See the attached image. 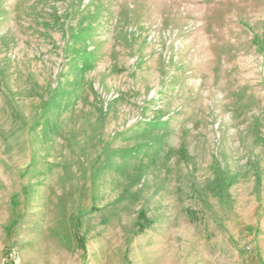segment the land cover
Listing matches in <instances>:
<instances>
[{
  "label": "rangeland",
  "instance_id": "rangeland-1",
  "mask_svg": "<svg viewBox=\"0 0 264 264\" xmlns=\"http://www.w3.org/2000/svg\"><path fill=\"white\" fill-rule=\"evenodd\" d=\"M0 264H264V0H0Z\"/></svg>",
  "mask_w": 264,
  "mask_h": 264
}]
</instances>
